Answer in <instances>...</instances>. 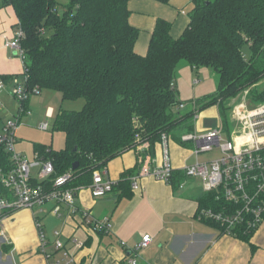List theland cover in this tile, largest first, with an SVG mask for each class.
<instances>
[{
    "label": "trees",
    "instance_id": "1",
    "mask_svg": "<svg viewBox=\"0 0 264 264\" xmlns=\"http://www.w3.org/2000/svg\"><path fill=\"white\" fill-rule=\"evenodd\" d=\"M130 1L68 0L62 14L56 0L0 4L13 8L15 27L23 33L27 88L57 92L63 101H85L81 110L61 109L57 114L54 127L64 134L62 149L44 144L33 149L34 158L52 163L51 178L71 173L67 188L87 187L95 171L102 172L111 160L137 147L146 146L141 154L155 158L163 135L190 147L182 135L193 133L195 116L211 107H216L229 136L238 128L231 102L246 91L253 105L264 103V90L254 88L264 78V0H189L193 8L182 34L173 38L172 23L157 19L144 55L135 52L139 30L129 23ZM155 1L167 5L173 0ZM245 44L249 59L242 53ZM182 65L212 70L217 89L194 100L187 113L174 114L172 109L182 104L174 80ZM0 79L7 82L8 77ZM176 130L179 136L173 134ZM74 163L78 166L72 170ZM11 166L10 155L0 145V199L11 198L2 182ZM172 177L173 189L186 179L179 171ZM32 183L41 184L36 179ZM200 195L198 210L239 209L215 200L214 193ZM203 222L224 234L218 224ZM237 232L233 236L247 237L241 229Z\"/></svg>",
    "mask_w": 264,
    "mask_h": 264
},
{
    "label": "crops",
    "instance_id": "2",
    "mask_svg": "<svg viewBox=\"0 0 264 264\" xmlns=\"http://www.w3.org/2000/svg\"><path fill=\"white\" fill-rule=\"evenodd\" d=\"M181 4V0H173L167 5L179 9ZM160 5L165 6L155 0H131L128 4L131 26L139 30V35L140 30L147 32V40L141 41L138 36L136 41L135 52L139 55L146 53L145 45L156 20L161 18L170 22L174 16L164 11V7L160 9ZM192 8L193 5L190 11ZM179 18L176 15L172 18L173 38H178L175 34H182L188 24L184 18L182 25L179 24ZM16 23L13 8L0 7V76L8 77L5 89L0 93L7 88L10 90L23 70L15 51L5 46V42L13 38ZM176 24L180 27L174 32ZM185 67L188 66L182 65L178 70ZM28 103L29 100L27 107ZM209 109L217 112L216 107ZM49 110L53 114V109L49 108L45 116ZM207 110L197 115L196 120ZM30 116H24L21 121ZM195 126L193 132L197 133ZM214 126L215 121L203 119L198 131L204 133ZM189 145L185 148L168 141L167 153L174 171L182 172L185 166L192 164L188 163V159L194 157L193 147ZM145 147L129 150L107 164L102 174L113 183V189L105 196L93 197L88 187L75 192V205L98 221L107 220L109 229H94L85 223L80 213L69 214L64 204H61L60 216L53 215L54 201L32 209L9 211L0 222L3 234V237L0 235V264H56L62 252H56L51 244L56 238L54 232L59 233L58 239L75 264H126L130 256L135 257L137 264H264V217L256 230L244 239L222 234L208 226L197 217L198 199L203 194L201 182L186 178L173 189L170 184L141 176L139 168L143 163L154 168L163 161L161 144L155 146L153 159L141 154ZM135 180L137 187H134ZM40 233L50 241L43 250L39 246ZM146 234L152 237V242L131 254Z\"/></svg>",
    "mask_w": 264,
    "mask_h": 264
},
{
    "label": "built area",
    "instance_id": "3",
    "mask_svg": "<svg viewBox=\"0 0 264 264\" xmlns=\"http://www.w3.org/2000/svg\"><path fill=\"white\" fill-rule=\"evenodd\" d=\"M22 35V31L16 29L13 38L5 42V46L14 50L22 62L24 82L18 79L14 80L9 90V95L16 105V114L6 119L0 132V145L10 155L12 161L10 170L2 179L4 186L11 192V198L0 199V222L9 211L32 209L35 206H42L46 202L54 201L56 204L52 209L53 215L60 216V207L61 204H64L67 206L69 214L80 213L82 219L89 226L94 229L107 230L110 227L107 220L98 221L90 213L81 211L75 205V192L80 188L65 187L71 179L69 171L51 178L55 170L50 161H41L36 157L33 162H30L15 149L16 129L24 116L31 115L26 103L30 95L39 93L26 86L27 69L24 66L26 57L20 46ZM4 89L5 82L0 79V91ZM242 102L232 109L233 118L238 124V136L232 139L226 137L223 141L224 130L218 120L213 128L204 132V135L193 132L181 137L183 143L192 145L191 152L196 159L199 154L212 151L213 147H218L221 151L222 155L219 159L202 163L196 160V162L185 166L182 173L186 178L198 179L201 182L203 193H214L215 200H223L239 208L235 212H227L226 207L220 211L210 208L197 211L200 221L214 222L223 229L224 234L229 235H235L239 229L246 235L251 234L264 217V103L246 105L245 102ZM179 107L183 108V104H180ZM51 116L52 111L49 110L47 117L51 118ZM38 128L41 131H46L48 123L42 122ZM167 145L168 139L163 135L161 137L162 164L150 168L149 163H143L139 168L141 176L170 184L174 170L169 161ZM36 166L38 170L36 176L33 177L31 169ZM33 179L41 184L34 185ZM87 187L91 195L98 198L111 192L113 183L104 178L102 172L95 171L91 184ZM134 187H137L136 180ZM0 235L3 237L2 232ZM54 236L56 238L51 244L56 252H62L56 264H75L73 257L58 239L59 233L54 232ZM49 242L40 233V249L43 250ZM151 242L150 235H143L131 254L138 249L147 247ZM77 245L80 246V244ZM126 264H137V261L135 257L130 256L127 258Z\"/></svg>",
    "mask_w": 264,
    "mask_h": 264
},
{
    "label": "rangeland",
    "instance_id": "4",
    "mask_svg": "<svg viewBox=\"0 0 264 264\" xmlns=\"http://www.w3.org/2000/svg\"><path fill=\"white\" fill-rule=\"evenodd\" d=\"M182 4L179 5L175 9L171 7L170 5H165L162 6L160 5L159 8L162 9L164 7V11L168 13H173L174 18L175 15L177 17H180L178 19V23L182 25V19H187L189 21V11L191 9V6L193 5L191 1L189 0H181ZM57 2V10L59 14H62L63 11L65 10V5L67 4L68 0H56ZM2 3V0H0V4ZM191 4V6L189 5ZM184 10V12H182ZM161 11V10H160ZM163 13V11H161ZM165 15V13H163ZM171 17L170 22L173 23L174 20ZM173 27V26H172ZM177 27L180 26H175L174 32L178 29ZM183 32V31H182ZM147 32L144 30H140V38L141 41L145 38L147 40ZM178 37L181 35L180 34H175ZM149 40V39H148ZM146 42V41H145ZM148 43L145 45L144 52L147 51L148 48ZM242 53L246 59L250 58V49L248 44H245L242 47ZM217 75L212 72V70L208 68H199L198 70H193L189 67L182 68L178 70L175 74L174 80H175V86L177 89V100L179 102L183 103V108L177 109L173 108L172 112L174 114L180 113V114H185L189 111V103L202 98L204 96L213 94L216 89H217ZM18 79L21 82H24V76L23 73L18 76ZM255 91H262L264 90V78L261 79L257 85L254 87ZM248 91L244 92L243 94L237 96L235 99L232 100L231 102V107L235 104H240L244 100L246 105H253V101L250 100L249 98V92ZM9 89L3 93H0V131L2 128L3 123L6 121V119L11 118L12 115L16 114V105L13 103L12 99L8 95ZM247 94V97H244ZM242 102V103H244ZM85 101L83 98L76 99V100H62V97L59 93L54 92V91H49V90H42L41 92L37 94H32L29 97V103H28V109L31 111L33 114L30 117H26L21 121V124L17 127L15 136L18 138V143L17 149L19 150L18 152L26 156L30 162L34 161V155H33V149L35 144H44L47 147H50L53 150H60L64 147V134L61 131L55 130L54 123L55 119L57 117L58 112L61 109L64 110H74L78 111L83 108ZM193 104V103H192ZM52 108L53 109V114L51 118H48L45 116L46 111ZM234 108V107H233ZM232 108V109H233ZM201 113V112H200ZM217 116V112L215 109H208L205 112V115H201V118L199 120H194V126L195 130L199 134V126L202 124L203 119L205 121L211 120V122L215 121V125L218 123V120L220 121L222 128H223V137L222 140L226 137L232 139L235 136H238V128L234 130L229 136L226 133L222 120L220 117ZM42 122H47L48 123V130L46 131H41L38 126ZM197 128V129H196ZM174 135L179 136V130H176L173 132ZM199 135H204V133H200ZM221 151L219 150L218 147H213L212 151L207 152V153H201L198 155L197 159L196 157H191L188 159V163H194L197 161L199 162H207V161H214L217 160L221 157ZM25 157V158H26ZM38 167H33L31 169V173L33 177L36 176V172ZM198 183V180H196Z\"/></svg>",
    "mask_w": 264,
    "mask_h": 264
},
{
    "label": "water",
    "instance_id": "5",
    "mask_svg": "<svg viewBox=\"0 0 264 264\" xmlns=\"http://www.w3.org/2000/svg\"><path fill=\"white\" fill-rule=\"evenodd\" d=\"M77 166H78V164H77V163H74V164L72 165V170H75V169L77 168Z\"/></svg>",
    "mask_w": 264,
    "mask_h": 264
}]
</instances>
